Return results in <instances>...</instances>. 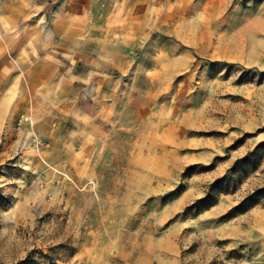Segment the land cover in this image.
I'll use <instances>...</instances> for the list:
<instances>
[{
    "label": "rangeland",
    "instance_id": "1",
    "mask_svg": "<svg viewBox=\"0 0 264 264\" xmlns=\"http://www.w3.org/2000/svg\"><path fill=\"white\" fill-rule=\"evenodd\" d=\"M71 1L81 46L66 0H0V89L23 90L0 110V264H264V198L230 213L264 187V149L231 173L264 142V0ZM45 56L81 104L72 161L26 124Z\"/></svg>",
    "mask_w": 264,
    "mask_h": 264
},
{
    "label": "crops",
    "instance_id": "2",
    "mask_svg": "<svg viewBox=\"0 0 264 264\" xmlns=\"http://www.w3.org/2000/svg\"><path fill=\"white\" fill-rule=\"evenodd\" d=\"M29 3H31V6L22 5L21 3L23 12H26V9L28 8H31L32 10L35 8V6H37V0H29ZM33 3H35L34 6H32ZM71 3V0H66V2L63 4L64 6H62L60 13L66 16L60 17L61 19L60 21H57L56 26L58 27V30H60L58 32L63 33L62 36L64 38L65 44L81 46L85 43L84 41H87V34H85L87 30V24L74 22L75 17L73 15L80 12L78 9L76 10V8L80 6H74ZM13 24L14 27L17 28L18 23L13 21ZM16 41L17 39H15L14 43ZM22 41H24V44L27 47L31 45V42H36L29 41V39ZM27 51L29 53L31 52L30 49ZM83 54L85 53H79L77 51L74 52L70 58L74 61L77 60V58L80 59L82 56H84ZM31 56H33V53H31ZM26 61L27 60L24 62ZM21 62H23L22 59L20 62L17 61V67L13 66L10 68L13 70H22V66H20L22 65ZM32 64L33 65L30 64L27 69L28 73L30 70H36V72L39 74V81L36 83V86H31L32 88H35L36 96L34 100L30 101V106L28 108L30 111V122H27L26 124L30 125L28 127H31L32 133H34L37 138L51 141L54 145L52 148L53 151H60L61 147V152H63L64 157L69 158L68 161H72L73 155L71 152V143L75 141L73 138L75 133H78V130L76 132V126L78 123L75 120L78 116L76 113L79 110V105L81 104L76 101L74 96L70 98V96L66 93L65 96L62 91L65 81L70 84L69 78L71 77L69 72L71 71L63 70L60 65L52 64L51 61H49V58L46 56L37 58L32 62ZM42 65L44 67L43 69H41ZM73 67L74 66H68V69ZM84 73L85 72H82L81 76H84ZM21 78V75L16 74L12 82L13 84L7 85L6 87L0 89V110L12 108L16 112L22 108L21 96L23 94V90L15 83ZM93 78L95 79V75ZM66 143H68V145L65 146L64 144ZM55 147L57 148L54 149Z\"/></svg>",
    "mask_w": 264,
    "mask_h": 264
},
{
    "label": "trees",
    "instance_id": "3",
    "mask_svg": "<svg viewBox=\"0 0 264 264\" xmlns=\"http://www.w3.org/2000/svg\"><path fill=\"white\" fill-rule=\"evenodd\" d=\"M264 149V142L261 144V146L257 147L255 150L249 152V154L241 159H238L234 166L231 168V173L236 174L237 172H240V166H246L249 163L254 160L255 156H258L259 153ZM229 175H224L222 178L217 180L215 183L212 184L213 188L218 187L219 185H224L226 182H228ZM226 192L229 191V189L225 190ZM264 198V187L257 189L251 193H249L239 205L234 207L231 210V214L235 211L244 212L255 205L259 204L261 200ZM218 201V198L213 195V193H209L206 197L198 199L193 205H191L188 209H195L196 213H200L205 209H208L212 207L214 204H216ZM229 213V214H230Z\"/></svg>",
    "mask_w": 264,
    "mask_h": 264
},
{
    "label": "built area",
    "instance_id": "4",
    "mask_svg": "<svg viewBox=\"0 0 264 264\" xmlns=\"http://www.w3.org/2000/svg\"><path fill=\"white\" fill-rule=\"evenodd\" d=\"M25 120L27 121L28 119L26 118Z\"/></svg>",
    "mask_w": 264,
    "mask_h": 264
}]
</instances>
